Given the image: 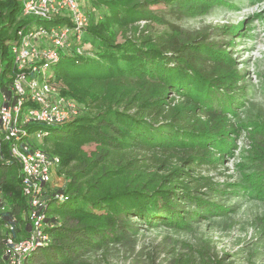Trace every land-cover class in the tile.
<instances>
[{
    "label": "trees",
    "instance_id": "1",
    "mask_svg": "<svg viewBox=\"0 0 264 264\" xmlns=\"http://www.w3.org/2000/svg\"><path fill=\"white\" fill-rule=\"evenodd\" d=\"M219 1L90 0L103 10L96 16L81 1L90 18L86 32L99 45L89 54L84 37L88 55L63 54L52 69L82 112L61 126L27 125L28 132H48L41 147L59 156L57 175L64 180L51 184L47 195L50 243L29 255L27 264H95L88 254L125 239L134 218L147 228L181 230L234 210L215 199L229 190L196 168H216L233 155L239 125L229 115H236L233 94L242 74L223 42L232 43L229 31L242 24L218 25L211 36L191 38L153 8L162 4L180 17L186 7L203 14ZM29 20L22 18L21 0H0V86L11 103L10 45ZM240 126L251 132V147L244 149L239 182L231 186L263 199L264 124ZM9 146L4 141L0 162V264H8L7 237L26 239L32 229L21 167ZM60 193L63 199L55 197ZM200 255V263L192 257L177 263L232 264Z\"/></svg>",
    "mask_w": 264,
    "mask_h": 264
},
{
    "label": "rangeland",
    "instance_id": "2",
    "mask_svg": "<svg viewBox=\"0 0 264 264\" xmlns=\"http://www.w3.org/2000/svg\"><path fill=\"white\" fill-rule=\"evenodd\" d=\"M81 1L92 10L93 16L103 13L102 9L93 7L90 0ZM153 8L179 25L183 35L191 38L205 33L211 36L212 29L218 25L242 24L241 29L229 31L232 43L227 38L223 42V47L229 50L242 74L233 94L236 96L233 104L236 115H229L239 125L238 134L233 136L237 140L231 149L233 155H227L224 164H217L216 168H208V165L196 168V173L210 176L222 188L229 190L227 196L215 199L234 210L214 220L193 221L190 227L181 230L168 226L147 228L134 218L135 227L125 239L112 242L103 250L90 252L88 258L95 264H178L181 257H192L200 263L202 251L212 259H222L224 263L264 264V195L261 199L248 191L235 192L236 187L231 186L239 182L241 174L237 163L243 161L244 149L251 147V132L240 125L250 121L264 124V0H220L203 14L194 15L186 7L181 10L180 17L170 12L168 6L160 4ZM31 19L36 24H44ZM226 33L218 37L222 38ZM85 38L89 54L94 55L98 39L89 32ZM117 40H121V36ZM58 84L61 89H68L63 81L58 80ZM91 147L87 146L88 149ZM252 171L253 168H248L247 172ZM56 177L57 185L62 184L63 176L58 174Z\"/></svg>",
    "mask_w": 264,
    "mask_h": 264
},
{
    "label": "built area",
    "instance_id": "3",
    "mask_svg": "<svg viewBox=\"0 0 264 264\" xmlns=\"http://www.w3.org/2000/svg\"><path fill=\"white\" fill-rule=\"evenodd\" d=\"M21 3L22 18L30 20L16 30V38L10 45L14 102H10L0 86V162L4 159L3 143L9 141V153L21 167L22 192L28 200L32 229L26 239L7 237L4 257L8 264H27L29 255L50 243L45 231L47 195L60 158L41 147L48 132L42 129L28 132L27 125L61 126L81 114V105L62 92L52 67L63 54L88 55L84 37L90 24L81 0H21ZM59 17L65 22L45 23ZM31 18L44 24H36ZM55 197L63 199L64 195Z\"/></svg>",
    "mask_w": 264,
    "mask_h": 264
},
{
    "label": "crops",
    "instance_id": "4",
    "mask_svg": "<svg viewBox=\"0 0 264 264\" xmlns=\"http://www.w3.org/2000/svg\"><path fill=\"white\" fill-rule=\"evenodd\" d=\"M57 181H58V179H57V177H56V175H55V177H54V179H53V181H52V185H57Z\"/></svg>",
    "mask_w": 264,
    "mask_h": 264
}]
</instances>
